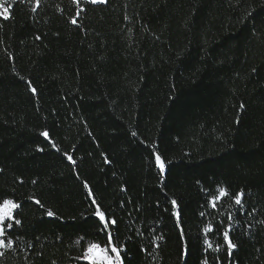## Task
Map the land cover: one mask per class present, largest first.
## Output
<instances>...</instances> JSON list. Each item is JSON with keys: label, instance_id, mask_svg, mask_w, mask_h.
I'll return each mask as SVG.
<instances>
[{"label": "trees", "instance_id": "obj_1", "mask_svg": "<svg viewBox=\"0 0 264 264\" xmlns=\"http://www.w3.org/2000/svg\"><path fill=\"white\" fill-rule=\"evenodd\" d=\"M10 3V18L0 17V190L15 189L23 201L22 218L40 241L34 250L21 251L34 236L20 233L22 242L0 264H76L71 258L79 246L72 233L91 223L68 220L84 205L72 168L55 150L35 151L37 143L47 149L38 135L45 125L62 152L76 146L77 171L105 205L116 209L122 236L130 234L131 221L145 229L144 239L132 236L136 242L128 245L126 264L203 259L195 251L183 256L171 208L164 211L166 193L183 208L186 233L198 235V213L206 209L197 179L205 187L213 180L226 183L233 194L245 190L246 208L257 213L240 217V246L231 264H264V225L256 223L264 219V0H108L84 5L81 28L68 22L75 14L72 0H41L36 13L31 12L35 0ZM249 12L252 17L242 22ZM37 34L40 41L34 39ZM13 68L33 81L38 98L30 96ZM132 130L139 140L158 141L176 162L167 188H159L147 146L131 137ZM102 152L111 165L104 164ZM122 185L127 192L120 191ZM30 195L55 205L65 220L41 221L42 210L27 201ZM215 215L208 211L210 218ZM246 221L253 224L247 234ZM153 228L164 236L155 249ZM220 259L230 264L226 251Z\"/></svg>", "mask_w": 264, "mask_h": 264}, {"label": "snow or ice", "instance_id": "obj_2", "mask_svg": "<svg viewBox=\"0 0 264 264\" xmlns=\"http://www.w3.org/2000/svg\"><path fill=\"white\" fill-rule=\"evenodd\" d=\"M15 2V0H14ZM21 2L31 3V0H21ZM108 0H72V4L75 6V14L68 17V22L81 28L82 25L79 23L81 19V14L86 12L85 4L97 5V4H107ZM41 0H35V7H31V12L36 13L40 7ZM13 5L8 3L6 6V0H0V17L5 19L10 18V11ZM63 12V9H61ZM252 14L246 13L245 17L242 18L246 20L251 18ZM125 20L130 18L125 14ZM254 34L255 26H253ZM131 31V29H129ZM59 34L57 33V36ZM36 41L42 39L41 35L37 34L34 38ZM4 41L0 39V45H3ZM23 44L24 42L21 41ZM5 53L9 60L13 59V54L5 48ZM181 54H177L179 57ZM253 73L257 71L255 67L251 69ZM13 72L19 77L20 80L25 81L26 89L31 97L38 98V88L34 86L31 79H26L24 76H20L19 72H16L13 68ZM173 89L175 85H172ZM67 99V97H65ZM170 100L176 98L169 97ZM240 108H244V104L240 105ZM36 111L40 112V106L37 103ZM55 109L52 113L55 114ZM47 117H45V120ZM239 123V120H237ZM48 125L43 127V130L39 131V137L43 138V142L47 145L41 147L39 143L36 144L35 151L38 153H45L46 150H55L60 157L65 160L68 165L72 168L74 177L80 182L82 189L84 191V205L83 210L78 211L76 214L68 216V220L72 221L75 225L76 223L83 221L89 224L88 229H75L72 233L75 236V244L78 245L79 254L71 259L76 261V264H126V261L130 259L129 257V244L135 243L136 241L132 238L133 235L137 236L141 240L145 238V229L141 227L136 229L134 227L135 221H131L132 227L130 228V234L127 238H124L121 234L120 224L123 222L122 218L116 212V209L111 205H105L103 198L97 197L93 186L90 185L89 181L83 179L79 171H77L79 164L77 159H74V153L77 150L76 146H73L72 152L61 151V148L56 140L52 138L50 134ZM85 127L87 124L85 122ZM92 136V133H88ZM132 138L139 140V133L136 130L130 132ZM141 144L147 146L148 151V163L152 169L155 170L158 180L159 188H167L166 177L173 167L176 166V162L170 160L167 153L159 147V142L153 140L150 144L147 141L139 140ZM98 146V142H97ZM229 148L235 151V145L230 144ZM225 152L228 151L226 148ZM91 155V153H89ZM189 153H185V156ZM103 162L106 165H111L112 161L109 159L106 153H101ZM82 159V158H81ZM4 172L3 168H0V174ZM116 175L115 172L112 174ZM16 182L23 185L24 180L22 177H17ZM33 185L37 184V180L33 179L31 181ZM199 188V191L204 198V204L202 208L206 210H201L198 216L201 220L199 226V234L192 237L190 234L186 233L184 224L183 208L178 203V200L174 197L169 198L165 193L164 203L168 207L164 208L165 212L169 211L171 208V216L174 218L175 226L178 229L179 240L183 246V256L186 258L191 255L194 251L200 252L203 259H199L197 264H223L220 259V253L226 251L227 258L231 264L233 260L234 251L240 246V242L236 241L237 230L241 228L240 217H254L257 213V209L253 207L251 211L245 206V190L241 188L234 194L230 191L229 186L226 183L217 182L215 180L209 183L208 187L204 186V183L200 179L195 181ZM121 192H127L125 186H121ZM27 201L34 203L38 206L41 211V221L45 217L54 218L57 221L65 220V216L60 213L59 209L55 205L46 206L41 199L37 198L35 195H30L27 197ZM230 201V203H226ZM131 197L127 199V203L131 204ZM157 206L160 205V201H157ZM22 206L23 201L19 199L16 194L15 189L11 191L0 190V260H2L8 253L16 251L17 246L22 242V236L27 237L29 233L34 236V242L29 241L27 243L26 249H21V251L34 250L35 244L39 243L40 236L34 235V228L32 224L26 223L25 219L22 218ZM119 208L121 210L125 209V201L121 200L119 202ZM137 212H140L139 207L136 208ZM208 211L216 213L214 217L208 216ZM131 216V212L128 213ZM259 225H264V219L256 221ZM253 228L251 222H245L243 225L244 233L247 234ZM45 239L47 237L45 236ZM55 239L61 243L64 242L63 235H56ZM164 239L163 235H157L155 229H152V235L150 239V246L154 249L159 247V242ZM235 241V242H234ZM141 251L147 252V249L141 246ZM261 251V249H257ZM215 254L214 259L209 258V254ZM151 255L152 253H148ZM42 255V253L40 254ZM55 264V261H53ZM185 264H187L185 259Z\"/></svg>", "mask_w": 264, "mask_h": 264}, {"label": "rangeland", "instance_id": "obj_3", "mask_svg": "<svg viewBox=\"0 0 264 264\" xmlns=\"http://www.w3.org/2000/svg\"><path fill=\"white\" fill-rule=\"evenodd\" d=\"M12 0H6V4L10 3Z\"/></svg>", "mask_w": 264, "mask_h": 264}]
</instances>
